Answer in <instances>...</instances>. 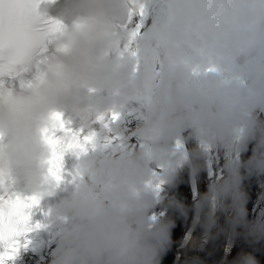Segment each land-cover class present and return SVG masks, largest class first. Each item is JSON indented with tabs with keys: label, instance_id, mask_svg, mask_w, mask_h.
Returning a JSON list of instances; mask_svg holds the SVG:
<instances>
[{
	"label": "clouds",
	"instance_id": "clouds-1",
	"mask_svg": "<svg viewBox=\"0 0 264 264\" xmlns=\"http://www.w3.org/2000/svg\"><path fill=\"white\" fill-rule=\"evenodd\" d=\"M140 2L63 0L53 18L48 9L58 0H50L41 15L62 30L49 35L29 83L0 88L7 138L0 167L21 173L33 193L54 195L59 185L49 174L44 135L54 114L71 113L92 128L97 117L143 97V122L134 133L142 146L129 147L113 125L118 152L100 161L81 156L75 189L56 214L66 228L52 264H163L176 244V219L153 213L164 207L187 218L192 206L175 194L166 198L157 185L175 187L186 167L204 171L209 148L244 153L250 145L252 155L227 159L195 207L199 226L213 238L243 240L246 247L228 264H262L264 219L249 218L245 182L264 176V120L256 112L264 107V0H169L167 20L152 23L128 54L129 20ZM230 207L234 213L227 214ZM218 211L226 214L224 224ZM180 247L182 264H206L188 255L200 247L199 235L186 233Z\"/></svg>",
	"mask_w": 264,
	"mask_h": 264
},
{
	"label": "snow or ice",
	"instance_id": "snow-or-ice-1",
	"mask_svg": "<svg viewBox=\"0 0 264 264\" xmlns=\"http://www.w3.org/2000/svg\"><path fill=\"white\" fill-rule=\"evenodd\" d=\"M43 2L44 0H0V77L20 76L28 71L34 60L41 57L37 63L39 69L47 54L49 35L62 30L63 26L58 21L41 15L40 7ZM145 11L146 0H141L139 8L133 9L129 20L130 37L125 50L142 35L143 20L136 23L134 18H143ZM27 83L29 81L22 82L21 86ZM119 119V112H111L107 116L97 117L94 122L111 130L112 124ZM53 121L52 127L45 129L44 135L51 149L49 174L60 185L66 179V155L72 153L80 157L87 154L89 148L97 147L98 133L92 128H87V131L85 127L74 129L72 121L66 119L64 113H55ZM115 139L119 138H108V142ZM5 141V133L0 130V155L6 147ZM68 174L72 175L73 183L80 177L79 170L75 174ZM162 187L157 185L158 190H162ZM42 198L36 193L25 195L17 191L13 174L0 167V264H15L31 244L29 234L43 227L41 223L32 222Z\"/></svg>",
	"mask_w": 264,
	"mask_h": 264
},
{
	"label": "bare ground",
	"instance_id": "bare-ground-1",
	"mask_svg": "<svg viewBox=\"0 0 264 264\" xmlns=\"http://www.w3.org/2000/svg\"><path fill=\"white\" fill-rule=\"evenodd\" d=\"M169 12L165 14L168 17ZM146 16L149 17V25L154 22L159 21V15L155 13H147ZM161 16V15H160ZM199 76H194V80H199ZM247 82L251 83V79L247 78ZM262 107H258L256 112L259 115ZM120 113V119L117 120L112 126L119 128L123 134H126L128 138H130L133 133H135V123L139 127L142 124V118L139 111L138 103L133 102L132 106L124 110ZM111 130L105 129L101 123L93 124L92 129L98 133V146L89 149V153L92 154V157L95 158L97 161L102 160L109 154H113L118 152L120 148V141L119 139L113 140L111 143L108 142V138L117 137L116 134L113 133ZM81 127L83 125L81 124ZM133 127V131L129 132V128ZM87 131V128H86ZM142 141L136 138L132 141H129V147H140L142 146ZM192 146V144H191ZM100 150H104V153H99ZM242 153H232L226 149H221L218 147L209 148L206 156V167L205 170L197 174V179L199 185H203L204 182L208 185L212 183L217 176L223 173L224 164L229 158L234 159H241ZM72 189L69 193H67L60 202L56 205V214L60 207L61 202L64 199L70 197ZM234 207H230L227 214L234 213ZM220 217V224L225 223V213L217 212ZM66 228V223L57 222L56 216L51 223L50 227H41L39 229L34 230L28 236V239L31 241L28 249L23 251L20 257L15 261V264H23L26 261L27 264H31L33 260H38V262H44L47 259L53 260L54 257L52 255H56L57 248H58V240L62 233ZM194 235H199L200 237V247L196 250L189 252L188 255L190 256H200L206 264H218V260L220 255L225 252V249H228L233 244L234 238L231 236H224L221 235L219 238H213V236L205 229L199 226L196 229ZM55 242V243H53ZM51 244H55L56 246L53 248ZM52 254V255H51Z\"/></svg>",
	"mask_w": 264,
	"mask_h": 264
},
{
	"label": "rangeland",
	"instance_id": "rangeland-1",
	"mask_svg": "<svg viewBox=\"0 0 264 264\" xmlns=\"http://www.w3.org/2000/svg\"><path fill=\"white\" fill-rule=\"evenodd\" d=\"M258 116L264 120V107H262ZM134 125L136 129L138 126L136 123ZM132 131L133 127H130L129 132ZM136 138L138 139V137H136L133 133V135L128 139L129 141H132ZM179 143L183 144L187 148L192 147L191 143L185 144L183 141H180ZM251 155L252 146L250 145L249 150L242 153L241 160H247ZM245 187L250 195V201L248 204L249 218L253 221H255L257 218L264 219V176H253L249 178L245 182ZM208 190L209 185L204 182V184L200 186L197 179V173L193 172L187 167L182 171L179 182L175 187L169 188L167 185L163 186L162 195H164L166 198H170L173 194H175L179 198H182L186 204L192 206L187 218L181 216L175 210H170L164 207L157 208L153 213L155 216L172 215L176 219V227L174 228L173 233V238L176 241V244L173 246L172 251L165 256L164 261L166 264H182L185 249L180 247L181 239L186 233L194 235L196 229L199 228V217L201 213L195 207V204L200 198V195L207 192ZM51 245L53 248L56 246L55 244ZM244 247L246 246L243 240L234 239L229 250L220 255L218 264H228V261L235 257ZM257 255L259 256L262 264H264V249L258 252ZM52 257L55 256L52 255ZM23 264H27L26 261H24ZM31 264H52V261L49 259L44 262L33 260Z\"/></svg>",
	"mask_w": 264,
	"mask_h": 264
},
{
	"label": "trees",
	"instance_id": "trees-1",
	"mask_svg": "<svg viewBox=\"0 0 264 264\" xmlns=\"http://www.w3.org/2000/svg\"><path fill=\"white\" fill-rule=\"evenodd\" d=\"M163 264H166L165 261H163Z\"/></svg>",
	"mask_w": 264,
	"mask_h": 264
},
{
	"label": "water",
	"instance_id": "water-1",
	"mask_svg": "<svg viewBox=\"0 0 264 264\" xmlns=\"http://www.w3.org/2000/svg\"><path fill=\"white\" fill-rule=\"evenodd\" d=\"M255 213H256V211H255Z\"/></svg>",
	"mask_w": 264,
	"mask_h": 264
}]
</instances>
